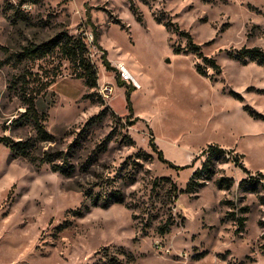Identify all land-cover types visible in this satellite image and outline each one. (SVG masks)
<instances>
[{"label":"rangeland","instance_id":"obj_1","mask_svg":"<svg viewBox=\"0 0 264 264\" xmlns=\"http://www.w3.org/2000/svg\"><path fill=\"white\" fill-rule=\"evenodd\" d=\"M19 2L0 0V133L34 136L15 78L61 72L37 100L57 141L36 155L75 172L0 143V264H264V0ZM64 33L86 39L97 89L59 55L18 58Z\"/></svg>","mask_w":264,"mask_h":264},{"label":"trees","instance_id":"obj_2","mask_svg":"<svg viewBox=\"0 0 264 264\" xmlns=\"http://www.w3.org/2000/svg\"><path fill=\"white\" fill-rule=\"evenodd\" d=\"M34 0H20V6L24 5ZM133 7L132 10L136 11V7ZM139 19H142V16H139ZM89 21H91L89 19ZM95 30V43L97 47L104 53L101 45H98V32ZM190 37V36H189ZM192 40V38L190 37ZM86 39L81 35L78 34L76 36H71L67 33H64L57 38L41 44V45H30L24 47L23 53L19 55L20 58H31V59H43L49 56L59 55L60 57L69 61L70 65L72 66V74L76 76L77 79L83 81L84 86L87 89L95 90L98 88L99 84V74L97 66L92 62V60L88 56V45L85 41ZM194 52H198L199 48L192 44ZM255 51V52H254ZM254 57L253 60L257 61L258 64L264 67V53H261L258 50H254ZM251 50L244 52L246 55H252L253 53ZM248 55V56H249ZM200 56L205 61H210L209 64L214 69H219V66L216 63V60H208L207 57H204L201 53ZM198 72L206 76V72L201 69V66L197 67ZM38 74L34 75L32 73H23L18 75L13 85L19 89L20 97L23 102V107L25 108V112L21 115V118L25 120V124L29 125L33 132L34 136L32 138L16 140L14 137L2 135L0 133V143L9 146L11 151L15 153L16 157L26 158L29 161L37 164V161H40V164H49L53 172L59 173L63 176L70 177L75 172V167L67 161V156L64 155V152H44L42 158H39L36 155L37 145L40 143H56L57 139L54 135H52L46 128V123L48 122V115L46 113H41L37 107V100L43 94H48L51 87L56 83V78L61 75V72L58 71L54 74L53 78L50 80L45 81L43 77L37 76ZM34 77V78H33ZM19 120L12 121V124H18ZM210 159L212 156L220 154H225L226 150L219 148L216 146H209V148L204 151ZM160 158H162L160 154ZM238 164V160H236ZM208 164L204 165V168L200 171H195L192 175L190 182L187 185L185 192L187 194H197V190L200 187V184L196 182L197 179L202 178V173L208 169ZM239 168L242 169L245 173L249 174L248 169L244 165H239ZM232 179H229L225 186L224 180L221 181L220 187H224L228 189L230 183H232ZM247 180H243L241 185H244ZM176 186H174L175 188ZM175 191V190H174ZM174 195V193L172 194ZM177 196H172L176 199ZM120 200H116L115 202H122ZM114 202H107L102 207L109 208ZM99 203L96 202L94 206H98ZM90 208H86V211H89ZM244 219H240L239 223L241 226L244 225ZM169 232V228L163 230L160 234L165 235Z\"/></svg>","mask_w":264,"mask_h":264},{"label":"built area","instance_id":"obj_3","mask_svg":"<svg viewBox=\"0 0 264 264\" xmlns=\"http://www.w3.org/2000/svg\"><path fill=\"white\" fill-rule=\"evenodd\" d=\"M122 74H123L122 76H123L124 79H129V77L127 76L128 74H125L124 72H122ZM113 91L114 90H113V88L111 86H105L103 88L102 93H105L107 95V97H109V96H111Z\"/></svg>","mask_w":264,"mask_h":264},{"label":"bare ground","instance_id":"obj_4","mask_svg":"<svg viewBox=\"0 0 264 264\" xmlns=\"http://www.w3.org/2000/svg\"><path fill=\"white\" fill-rule=\"evenodd\" d=\"M107 96V95H106Z\"/></svg>","mask_w":264,"mask_h":264}]
</instances>
